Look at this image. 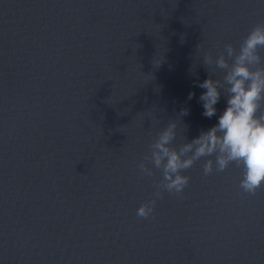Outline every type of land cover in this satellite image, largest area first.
<instances>
[{
    "label": "clouds",
    "instance_id": "9594fccd",
    "mask_svg": "<svg viewBox=\"0 0 264 264\" xmlns=\"http://www.w3.org/2000/svg\"><path fill=\"white\" fill-rule=\"evenodd\" d=\"M261 48H264V23L251 29L238 50L229 43L215 58L210 52L203 54L202 63L208 71L214 65L224 72L222 79L210 74L198 85L206 89L199 97L203 115L211 118L216 114L222 94L227 106L217 124L182 143L178 149L171 146L177 136L175 121H170L157 133L149 145L150 153L137 165L140 173L149 177L154 172L144 161L161 170L162 177L153 193L155 198H161L164 191L182 196L190 181V177L182 173L202 159L204 176L224 172L229 165L235 164L243 169L240 187L244 192L255 194L264 185V112L261 111L264 107V67H258L262 61ZM194 95L190 93L189 99ZM187 114L188 110L183 109L181 115ZM155 198L142 203L137 216L150 217Z\"/></svg>",
    "mask_w": 264,
    "mask_h": 264
}]
</instances>
